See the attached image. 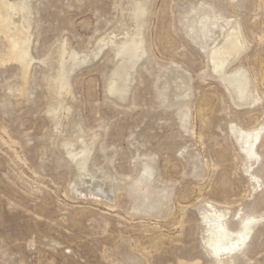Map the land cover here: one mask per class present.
<instances>
[{"label": "rangeland", "instance_id": "1", "mask_svg": "<svg viewBox=\"0 0 264 264\" xmlns=\"http://www.w3.org/2000/svg\"><path fill=\"white\" fill-rule=\"evenodd\" d=\"M129 1L30 0L25 79L18 62L0 64V264H264V0H136L148 1L138 19ZM207 16L215 25L203 35L197 20ZM227 22L248 43L227 68L246 69L242 101L206 53ZM130 36L143 50L121 97L108 84L121 63L115 47ZM61 43L89 59L59 100ZM5 44L0 36L1 53ZM239 129L260 130L257 158L245 155ZM70 138L74 151L88 146L89 175L65 151ZM92 176L109 198L77 190ZM210 206L231 231L257 218L234 257L206 244Z\"/></svg>", "mask_w": 264, "mask_h": 264}, {"label": "bare ground", "instance_id": "2", "mask_svg": "<svg viewBox=\"0 0 264 264\" xmlns=\"http://www.w3.org/2000/svg\"><path fill=\"white\" fill-rule=\"evenodd\" d=\"M146 3H148V1H131L130 6L131 9L135 12L136 19H138L141 13L146 9ZM30 14V0H17L14 2H9L8 0H0V36H2L6 40V52L1 53V49L0 64L10 60L18 62L22 69L24 79L32 60V56L29 52V46L31 42L29 31V28L31 26ZM15 15H19L18 21L14 20ZM197 25L199 26V29H201L202 34L206 35L209 30L205 29L208 26H214L215 20L207 16L206 21H203L202 19L197 20ZM240 28L241 26L237 23L227 22L226 28L221 32V39L216 44H213L206 53L211 65V70L219 76L221 82L224 83L226 87L232 90L233 94H235V97L238 100L242 101L249 96V78L247 76L246 69L242 65H240L241 67L236 66L234 68H231V70L229 71L227 70L228 66L234 64L235 60L238 59L248 47V43L243 36ZM137 29L139 28L137 27ZM112 31L116 32L114 30ZM108 39L112 40L110 36L108 37ZM105 40L106 39L103 38L101 39V42H104ZM115 48L116 56H120L121 63L112 74V79L108 84V91L109 93H118L121 97H123L125 89L127 87L126 83L128 71L132 67L133 62H135L136 58L140 55L143 48L141 46L140 39L138 40L137 37L135 38L133 36L131 38L123 40L120 44L118 43ZM56 49L58 63L56 68V76L54 78L52 87L56 89L55 96L59 98L62 96L63 91H69V72L79 64L85 62L87 57L86 55L79 56L78 53L74 50L67 53V49H65L64 43H61ZM96 54L97 53H95L94 55ZM52 59L54 60V58ZM45 60L46 59H43L42 62H45ZM113 69L111 71H113ZM181 85L184 84L182 83ZM127 90H129V88ZM59 100L56 104L54 102V105H52L49 109L54 118L57 117V115H60L58 114V111L62 108L61 102ZM237 134L238 138L241 140L242 149L245 152V155L249 158H257L258 155L255 152L254 147L258 140L260 130L252 134L251 132L242 131L241 129H239L237 131ZM71 138L73 139L74 137ZM71 138L70 140L64 142L65 151L68 155H70L72 159H75V168L77 169L78 176L81 177L85 174L89 175V172L86 169V163L90 152L88 150V146L84 141H82L80 146L75 145L79 146L77 147L79 148V151H74V149L72 150L74 144ZM76 138L79 139L80 137L77 136ZM74 148L76 149V147ZM150 170L151 168L149 166H145L143 172L150 174ZM91 179L90 184H77V190L85 195L94 194L109 198L110 194L105 191L102 182L99 179L94 178L93 176ZM135 185L137 187H140V181ZM256 219L252 216L242 217L240 219L239 228L235 231H231L226 224V214L218 211L214 207H211V209L203 215V221L206 226L205 231L207 233L206 244L209 250L217 257H234V255L238 254L247 245V240L252 229V224L256 222Z\"/></svg>", "mask_w": 264, "mask_h": 264}]
</instances>
